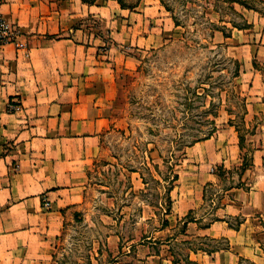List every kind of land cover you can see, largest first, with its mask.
Returning a JSON list of instances; mask_svg holds the SVG:
<instances>
[{
  "label": "crops",
  "instance_id": "1",
  "mask_svg": "<svg viewBox=\"0 0 264 264\" xmlns=\"http://www.w3.org/2000/svg\"><path fill=\"white\" fill-rule=\"evenodd\" d=\"M98 1L3 0L0 6L15 29L13 42L0 46V264H52L65 216L82 204L89 171L104 155L109 117L99 85L114 72L131 71L138 53L162 45L178 28L159 0H138L130 9ZM240 1L232 6L247 27L223 40L238 61L246 115L254 116L264 113V79L254 66H264V0ZM111 3L117 10H109ZM89 15L107 19L105 33L87 28ZM196 145L195 182L177 215L195 213L187 233L226 245L191 251L193 261L264 264L253 244L264 224V147L251 153L237 183L222 188L214 171L240 166L239 142L209 138ZM146 264L173 263L149 256Z\"/></svg>",
  "mask_w": 264,
  "mask_h": 264
},
{
  "label": "rangeland",
  "instance_id": "2",
  "mask_svg": "<svg viewBox=\"0 0 264 264\" xmlns=\"http://www.w3.org/2000/svg\"><path fill=\"white\" fill-rule=\"evenodd\" d=\"M116 1L128 9L138 3ZM161 2L162 12L179 26L162 45L138 53L131 71L114 72L109 84L99 85L109 117L104 155L89 171L82 204L65 216L52 264H146L149 256L191 264L189 248L226 245L222 238L212 242L187 233L186 221L195 213L177 214L195 182L197 143L209 138L240 143V166L214 171L222 188L237 183L242 163L264 147V113L246 115L238 61L223 40L247 21L228 0ZM111 5L110 11L117 10ZM107 22L89 15L86 25L105 33ZM254 233V246L264 252V224Z\"/></svg>",
  "mask_w": 264,
  "mask_h": 264
},
{
  "label": "built area",
  "instance_id": "3",
  "mask_svg": "<svg viewBox=\"0 0 264 264\" xmlns=\"http://www.w3.org/2000/svg\"><path fill=\"white\" fill-rule=\"evenodd\" d=\"M3 0H0V6ZM15 29L9 26L0 14V46L13 42ZM17 107H15L16 109ZM45 205H49L47 202Z\"/></svg>",
  "mask_w": 264,
  "mask_h": 264
},
{
  "label": "trees",
  "instance_id": "4",
  "mask_svg": "<svg viewBox=\"0 0 264 264\" xmlns=\"http://www.w3.org/2000/svg\"><path fill=\"white\" fill-rule=\"evenodd\" d=\"M159 1L161 2V0H159ZM228 1H229L231 4H234V3L243 4V3H241L240 0H228ZM118 3H119V5H120L122 8H124V7L122 6V4H121L119 1H118ZM161 3H162V2H161ZM174 24H175L176 27L179 26V24H178L177 21H174ZM254 66H255L256 68H258V70H260L261 74L263 75V79H264V73L262 72V69H260L259 65H258L257 63H254ZM239 146H240V143H239ZM249 165H250V164H247L246 162H243L242 165H241V172H242V173L245 172V171L249 168ZM176 179H177V176L173 178V180H176ZM186 222L188 223V222H190V220H189V221H186ZM197 250H199V249H195V250H193V249H190V248H189V251H193L194 253H196ZM188 260H189V258H188ZM190 263H191V264H197V263L194 262V261H190Z\"/></svg>",
  "mask_w": 264,
  "mask_h": 264
}]
</instances>
